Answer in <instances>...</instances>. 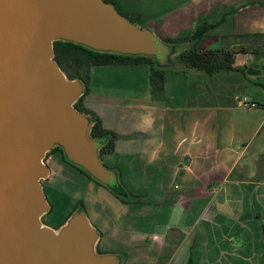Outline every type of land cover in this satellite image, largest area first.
I'll return each mask as SVG.
<instances>
[{
  "label": "crops",
  "instance_id": "0c3cea01",
  "mask_svg": "<svg viewBox=\"0 0 264 264\" xmlns=\"http://www.w3.org/2000/svg\"><path fill=\"white\" fill-rule=\"evenodd\" d=\"M113 1L164 40L212 26L199 49L230 50L226 71L180 66L154 91L151 67L142 69L144 92L94 86L91 69L84 105L116 136L103 161L138 198L122 202L57 153L45 193L67 176L85 185L70 213L82 204L100 232L98 251L123 255V264H264V0ZM246 97L258 108H242Z\"/></svg>",
  "mask_w": 264,
  "mask_h": 264
},
{
  "label": "water",
  "instance_id": "95a60500",
  "mask_svg": "<svg viewBox=\"0 0 264 264\" xmlns=\"http://www.w3.org/2000/svg\"><path fill=\"white\" fill-rule=\"evenodd\" d=\"M149 57L159 70L187 68L171 44L105 0H0V264H123L102 254L100 232L79 205L59 227L43 223L51 211L43 181L47 155L60 148L65 161L100 185H117L129 198L118 169L103 161L95 119L75 104L86 92L55 60L54 43Z\"/></svg>",
  "mask_w": 264,
  "mask_h": 264
},
{
  "label": "trees",
  "instance_id": "16d2710c",
  "mask_svg": "<svg viewBox=\"0 0 264 264\" xmlns=\"http://www.w3.org/2000/svg\"><path fill=\"white\" fill-rule=\"evenodd\" d=\"M107 2H112L117 10L125 15L118 7L117 3L113 0H105ZM131 21H137L128 17ZM139 22V21H138ZM212 26L201 25L197 28L195 33L190 39L182 41L168 39L166 42L171 44H178L181 42H189L190 47L183 51L179 58L181 62L188 69H195L199 72H202L207 75H215L226 71L225 60L230 50L220 49L216 51H201L199 45L204 42L206 39V33ZM257 36H244L241 38H255ZM55 50V60L58 62L60 68L66 74L69 80L81 79L86 86V92L83 97L75 104L76 108L84 113L91 114L94 119V126L92 128V136L95 138H102V143H104L101 149V156L111 155L115 152V140L116 136L113 132L105 129L101 120L92 114L84 105V100L89 91V81L90 73L93 67L100 66H135L141 64H148L151 67V84L154 91L163 90L164 79L166 75V70H159L154 67L153 59L149 57H132L125 55L109 54V53H100L93 50H90L84 46L67 43V42H56L54 43ZM60 153L63 160V152L60 148L54 149L52 154ZM67 164L76 168L80 172L84 173L89 177L85 172L73 166L72 164L65 161ZM99 184V183H98ZM113 193L116 195L118 193H124V191L119 188L117 185L111 186ZM129 198H124L117 196L122 202L129 203L137 200L138 197L134 196L128 191Z\"/></svg>",
  "mask_w": 264,
  "mask_h": 264
},
{
  "label": "rangeland",
  "instance_id": "374dc122",
  "mask_svg": "<svg viewBox=\"0 0 264 264\" xmlns=\"http://www.w3.org/2000/svg\"><path fill=\"white\" fill-rule=\"evenodd\" d=\"M120 9V8H119ZM121 10V9H120ZM92 78L91 84L94 86L110 85V87L119 86H130L136 84L137 86L142 85L143 91L147 89L146 87V72L142 69H150L148 65L137 66L134 72H123V70L117 71L119 69H129V68H120L119 66H102V67H94L92 68ZM117 69V70H116ZM140 69V70H139ZM90 82V81H89ZM61 155L60 153H57ZM52 153L47 155L45 162L49 165L50 156ZM53 166V165H52ZM70 181L65 180L64 186H58L55 191L53 188L47 190V197L52 205L51 211L43 217V223L48 226H60L63 222H65L69 216L74 212L70 213L73 206L77 202L76 197V189L81 195L86 194V186H76L73 180L76 178H72L71 176H67ZM73 179V180H72ZM62 191H61V190ZM79 198V197H78ZM82 205V204H80Z\"/></svg>",
  "mask_w": 264,
  "mask_h": 264
},
{
  "label": "built area",
  "instance_id": "2783aa9c",
  "mask_svg": "<svg viewBox=\"0 0 264 264\" xmlns=\"http://www.w3.org/2000/svg\"><path fill=\"white\" fill-rule=\"evenodd\" d=\"M239 104L242 108L246 110L256 109L258 108V104L256 102L251 101L249 98H243L239 101Z\"/></svg>",
  "mask_w": 264,
  "mask_h": 264
}]
</instances>
